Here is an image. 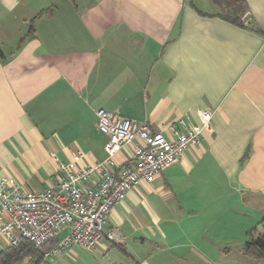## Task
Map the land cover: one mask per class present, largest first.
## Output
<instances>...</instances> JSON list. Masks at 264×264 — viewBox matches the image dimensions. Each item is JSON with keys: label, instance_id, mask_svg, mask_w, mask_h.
I'll return each mask as SVG.
<instances>
[{"label": "crops", "instance_id": "obj_1", "mask_svg": "<svg viewBox=\"0 0 264 264\" xmlns=\"http://www.w3.org/2000/svg\"><path fill=\"white\" fill-rule=\"evenodd\" d=\"M244 1L238 27L207 0H0V180L40 192L77 153V168L103 162L97 110L165 138L212 115L197 146L113 207L115 241L64 248L56 264H251L248 233L264 234V0ZM131 159L127 146L115 162Z\"/></svg>", "mask_w": 264, "mask_h": 264}, {"label": "built area", "instance_id": "obj_2", "mask_svg": "<svg viewBox=\"0 0 264 264\" xmlns=\"http://www.w3.org/2000/svg\"><path fill=\"white\" fill-rule=\"evenodd\" d=\"M95 116L97 131L107 139L103 162L77 168L75 163L82 158L77 153L72 163L59 166L62 178L40 192L0 180V237L9 247L26 241L39 249L65 231V238L43 254L49 261L64 248L91 251L103 240L115 241L117 235L104 232V227L127 191L139 183H151L211 132L209 111L201 112L195 124L170 127L169 138L117 113L97 110ZM127 146L132 147L131 164L119 165L115 157Z\"/></svg>", "mask_w": 264, "mask_h": 264}, {"label": "trees", "instance_id": "obj_3", "mask_svg": "<svg viewBox=\"0 0 264 264\" xmlns=\"http://www.w3.org/2000/svg\"><path fill=\"white\" fill-rule=\"evenodd\" d=\"M214 8V15L235 25L243 27V19L248 9L244 0H207ZM191 7L194 6L191 4ZM49 13L45 11L43 14ZM200 14V13H199ZM203 15V14H200ZM205 16V15H204ZM32 32L29 27L28 34ZM258 227L264 232V218L259 222ZM50 241L36 249L26 241L20 242L17 246L8 247L0 254V264H17L26 260V264H43V254L55 246ZM242 254L253 260L264 259V234H256V229L248 233V239L242 247Z\"/></svg>", "mask_w": 264, "mask_h": 264}, {"label": "rangeland", "instance_id": "obj_4", "mask_svg": "<svg viewBox=\"0 0 264 264\" xmlns=\"http://www.w3.org/2000/svg\"><path fill=\"white\" fill-rule=\"evenodd\" d=\"M66 232H64V233H60V234H58L57 236H56V239H57V241H62L64 238H65V236H66ZM236 254H237V252H233V254H232V257H231V262H234L233 260H234V258L236 257ZM57 258V257H56ZM50 261V262H49ZM46 264H56V262H54V259H51V260H49ZM247 261L249 262V263H251V264H264V259H262V260H257V261H255V260H252V259H249V258H247ZM17 264H26V260H24V261H22V262H20V263H17ZM58 264V263H57ZM68 264H74V263H71V262H68ZM76 264V263H75Z\"/></svg>", "mask_w": 264, "mask_h": 264}]
</instances>
